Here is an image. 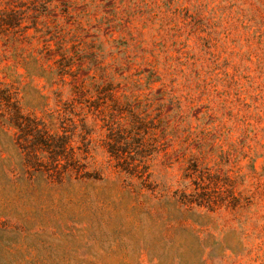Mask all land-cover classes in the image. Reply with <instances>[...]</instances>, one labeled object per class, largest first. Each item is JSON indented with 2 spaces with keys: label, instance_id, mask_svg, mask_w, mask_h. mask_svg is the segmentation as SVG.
<instances>
[{
  "label": "rangeland",
  "instance_id": "obj_1",
  "mask_svg": "<svg viewBox=\"0 0 264 264\" xmlns=\"http://www.w3.org/2000/svg\"><path fill=\"white\" fill-rule=\"evenodd\" d=\"M0 264H264V0H0Z\"/></svg>",
  "mask_w": 264,
  "mask_h": 264
},
{
  "label": "trees",
  "instance_id": "obj_2",
  "mask_svg": "<svg viewBox=\"0 0 264 264\" xmlns=\"http://www.w3.org/2000/svg\"><path fill=\"white\" fill-rule=\"evenodd\" d=\"M0 111L5 121H17L21 112L17 107L16 99L7 88L0 85Z\"/></svg>",
  "mask_w": 264,
  "mask_h": 264
}]
</instances>
